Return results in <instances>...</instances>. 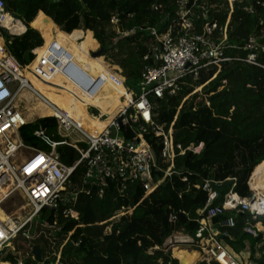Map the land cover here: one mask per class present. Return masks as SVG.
<instances>
[{"label":"trees","instance_id":"obj_1","mask_svg":"<svg viewBox=\"0 0 264 264\" xmlns=\"http://www.w3.org/2000/svg\"><path fill=\"white\" fill-rule=\"evenodd\" d=\"M2 1L6 11L21 22L14 24L11 32H25L18 37L0 29L8 53L22 66L31 63L35 59L33 51L44 44L40 31L33 26L39 17L49 35L41 56L56 44L91 79L107 78L111 92L124 89L116 84V78L107 70L101 57L94 59L88 56V50L95 47L75 30L93 33L99 48L104 50L102 56L105 61L121 69L125 87L133 91L141 85L145 68L158 65L152 55L157 41L151 29L164 34L171 27L176 34L180 28L177 15L179 0ZM187 8L191 11L188 17L193 24L189 34L204 32L202 11L205 8L209 10L212 24L226 27L223 52L231 59L223 62L220 68L203 69L196 79L185 77L173 95L165 94L162 98L150 95V101L154 122L168 126L177 116L175 142L184 146L203 143L201 152L177 157L174 164L182 170L180 174L174 175L147 197H144L141 182L122 189L121 181H109L100 197L97 185H83L84 166L81 163L68 188L69 192L76 194L69 207L78 219L63 217L64 207L59 210L43 208L41 218L33 223V227L25 226L3 250L4 262L179 264L165 247L166 239L175 230L169 221L171 213L177 216L188 234H194L199 227L197 220L202 218L198 210L203 209L208 200L209 193L201 189L205 180H213L212 190L218 193L213 205L222 204L232 186L240 197L250 195V176L257 166L264 163V0H235L229 19L228 0H187ZM113 16L118 17L117 24L110 22ZM214 32L219 36L218 29ZM123 33L128 34L124 36ZM251 38L255 39V45L249 49L246 47ZM252 54L256 64L246 61ZM146 56L148 59L144 60ZM60 60L69 61L66 57ZM30 79L41 93L46 89L45 83L49 82V97L71 112L81 124L85 122L82 113L86 112L83 106L87 105V98L96 94L101 86L94 92H86L76 81L60 72L49 76L48 80L35 75ZM64 84L79 90L82 100H69L72 89L64 88ZM197 88L201 90L190 95ZM92 114H97V110L93 109ZM57 126L52 117L39 118L22 127L21 137L27 146L48 150L49 147L34 134L43 129L53 141L61 142L63 138L58 135ZM147 140L156 152L160 151L152 135L147 136ZM57 152L67 165H73L80 158L79 153L67 145L58 146ZM195 185H200V188H195ZM130 209L131 214L109 221ZM44 219L51 227L55 225L61 230L42 227ZM218 221L212 220L215 225ZM258 222L264 225V216L253 219L249 213L239 214L234 227L220 228V231L221 238L236 255L247 252L253 264H264V230L257 232L256 236L243 232L246 228L255 231ZM25 231H29V239L23 236ZM34 246L42 249V262H37L31 254ZM53 253H60L59 260Z\"/></svg>","mask_w":264,"mask_h":264},{"label":"built area","instance_id":"obj_2","mask_svg":"<svg viewBox=\"0 0 264 264\" xmlns=\"http://www.w3.org/2000/svg\"><path fill=\"white\" fill-rule=\"evenodd\" d=\"M234 2L235 0H228V19L233 12ZM190 14L187 0H179L177 15L180 19V28L176 34H173L171 27L164 34H159L154 28L151 29V34L157 41L152 55L158 65L145 68L141 85L137 90L132 91L125 87V78L120 73H111L116 78V84L123 87L124 94L119 98L121 106L112 115L104 114L99 108L92 106L99 111L89 116L105 123V127L96 134L86 131L78 122L69 118L67 113L50 106L53 112L47 115L57 121V133L63 141H53L43 129L34 134L49 147L48 150L25 145L21 137V129L29 124V120L16 105V99L23 91L39 95L24 76L25 69L38 58L37 49L33 51L35 59L24 67L8 53L0 33V210L8 219L7 221L0 219V264H8L2 260L3 250L25 226L28 225L30 229L33 227V223L41 218L40 213L43 208L59 210L64 207L63 217L78 219L77 214L69 207L73 204L76 194L69 192L68 188L81 163L84 166L83 185H97L100 188V197L103 196L109 181L123 182L122 189L127 185L141 182L145 191L144 197H147L174 175L180 174L182 170L176 168L174 164L177 157L189 152L193 154L201 152L203 143L184 146L175 142L174 124L177 116L168 126L156 124L150 101V95L156 98H162L165 94L173 95L180 89L185 77L191 76L196 79L203 69L212 66L220 68L223 62L231 59L223 52L227 38L226 27L212 24L209 10L205 8L202 11V18L205 19L204 32L189 34L193 28L192 21L188 17ZM8 18L9 22H7ZM18 22L20 21L6 11L3 1L0 0V29L20 37L25 32L12 33L8 26V23L14 25ZM110 22L117 24L118 17L113 16ZM217 29L219 36L214 32ZM254 45L255 39L251 38L246 48L252 49ZM53 47L54 49L51 45L40 57L36 68L31 70L33 75L42 80H48L49 76L58 72L64 73L67 62L60 60L63 56L55 54L64 49L56 44H53ZM147 59V56L144 57V60ZM246 61L256 64L255 55H250ZM97 79L99 78L92 80ZM196 92L198 88L190 95ZM207 105L210 103L208 102ZM106 115L108 120L103 119ZM72 132L78 134L80 139L69 142L67 138ZM149 135L157 141L159 152H156L153 145L148 142ZM60 145L74 148L80 158L73 165L63 163L57 152V147ZM183 182H186V178H183ZM212 182L213 180H205L201 185V189L209 195L206 206L198 210L202 218L197 220L199 223L197 231L188 234L178 222L177 216L171 213L169 221L174 224L175 230L166 239L165 247L171 252L174 248L194 250L200 256L194 264L199 262L244 264L221 238L220 228L234 227L235 219L239 214L249 213L253 219L264 216V194L251 188L249 179L251 193L248 197H240L233 191L232 186L225 195L223 203L213 205L218 193L212 190ZM195 188H200V185H195ZM11 200L15 203L9 208L8 204ZM131 213L132 209L112 217L109 221ZM213 219L219 220L217 225L212 222ZM41 225L44 228L51 227L45 219ZM51 228L61 230V227L55 228V225ZM263 230L264 225L258 222L255 231L246 228L243 232L256 236L257 232ZM223 235L227 234L223 233ZM23 236L29 239V231H25ZM53 254L56 260H59L60 253Z\"/></svg>","mask_w":264,"mask_h":264},{"label":"bare ground","instance_id":"obj_3","mask_svg":"<svg viewBox=\"0 0 264 264\" xmlns=\"http://www.w3.org/2000/svg\"><path fill=\"white\" fill-rule=\"evenodd\" d=\"M7 22H9V18H8ZM8 26L10 28V31L13 30L14 25H11V23H8ZM60 73H63V72H60ZM24 76L29 82H31V79L29 77H27L25 74H24ZM107 84H108V79L105 78L103 80L101 86L97 89L96 94H93L87 98V105L97 106V108H99L102 113H104V114L108 113L109 115H112V113L116 112L117 109L121 106V103H119V98L122 94H124V90H120L117 92H111L109 90ZM45 86H46V89H45L44 93H41L34 88V90H36L39 93V95H36L33 92H29V91L21 92L20 95H23V94L28 95V93L34 94L33 95L34 98L32 96L31 101L33 100V102L35 104L30 106L29 113L32 114L34 111L46 108V109H44L45 114L46 115L52 114L53 110L50 106H53V107L57 108L58 110H60L61 112L67 113L69 118L74 119V121L78 122L82 128H84L86 131H88L92 134H96L97 132L102 130V128L105 127L102 124L98 123V121L95 120L94 118H91L90 116H89V118H90L89 119L87 112L82 113V118L84 119L85 122H84V124H81L74 117V115L71 112H68L66 109L60 108V105H57V106L52 105L47 99H45L43 97V96H47V94H48L47 88L49 87V82H46ZM64 88L70 89V90L72 89V87L69 84H64ZM71 91H72V93L69 96V100L72 98H77L78 100H82L81 92L79 90H73L72 89ZM54 102H56V101H54ZM16 105L18 108H20L22 113L25 115L24 108L21 107L18 103V97L16 99ZM42 112H43V110H42ZM45 114H42V115H45ZM250 184L252 185L251 188L257 190L260 194H264V163L260 164L259 166H257L255 168L252 175L250 176ZM1 211L2 210H0V213H1ZM0 219L3 221L8 220L7 215L4 217L0 216ZM172 255H173V257H175L179 260L180 264H194L200 258L198 255H195L193 252H187V251L179 249V248H174L172 251Z\"/></svg>","mask_w":264,"mask_h":264},{"label":"rangeland","instance_id":"obj_4","mask_svg":"<svg viewBox=\"0 0 264 264\" xmlns=\"http://www.w3.org/2000/svg\"><path fill=\"white\" fill-rule=\"evenodd\" d=\"M42 21H43V20L39 19V17H38V18L34 21V23H33L34 28L40 31V33H41V35H42V37H43V40H44V44H43V46H42L40 49H38L37 52H36V53L38 54V58L41 56V54H42V52H43V49H44V47H45V45H46V42H47L48 36H49V35L47 34V31L45 30V28L42 27V23H43ZM76 31H78V32H80V33L82 34V39H87V40H89L90 42H92V44H93L94 47H95V49H89V50H88V56H89L90 58H94V59L100 58L99 56H98V57H93V56H92L93 53H96L98 50H100L99 45L97 44L96 40H95V39L93 38V36H92V32H90V31H89V32H84V31H81V30H75L74 32H76ZM74 32H72L71 34H73ZM71 34H70V35H71ZM78 41H81V40H78ZM76 43H78V42H76ZM38 58H36V59H35L30 65H29V68H28V69H25L24 74H25L27 77L30 78V77L33 75V73H32L31 70L35 69V63H36V61H37ZM101 58L103 59L104 64L107 66L106 68H107V70H109L110 73H114V72H116V73H120V74L122 75V71H121V69H120L118 66H116V65H112V64H110L108 61H105V59H104L103 56H101ZM31 84H32V82H31ZM32 86H33V84H32ZM33 87H34V86H33ZM198 91H200V88H198ZM33 95H34L33 93H32V94H29V93H28V95L23 94V95L18 96V103H19V105H20L21 107L24 108L25 116H26L27 120H29V123H31V122H33V121L39 119V118H44V117H47V116L50 117V115H46L45 112H44V109H46V108H43V109H41V110L39 109V110H37V111H34L32 114L29 113V111H30V106L33 105V104H35V103L33 102V100L31 101V97H32ZM135 95H136V93H135ZM43 97H44L45 99H47L52 105H55V106L59 105V104H56V102H54V100H52V99L49 97V94H47V96H43ZM33 98H34V96H33ZM74 99L76 100L77 98H74ZM77 100H78V99H77ZM70 103H71V102H70ZM71 106H72L73 109H75V106H73V105H71ZM88 106H89V107H88ZM58 107H59V106H58ZM83 107H84V110H85L86 112L88 111V118H89V114L92 115L91 113H92V110H93V109L98 110L97 108H95V107H97V106L92 107V105H85V106H83ZM85 107H86V108H85ZM87 107H88V108H87ZM60 108L65 109L62 105H60ZM42 110H43V112H42ZM98 111H99V110H98ZM98 111H97V113H98ZM42 114H45V115H42ZM107 114H108V113H107ZM89 119H90V118H89ZM103 119H104V120H108V116H107V115L104 116ZM95 120H97L98 123L103 124V126H105L104 121H100V120H98V119H95ZM30 121H31V122H30ZM76 139H80V136H79L78 134L74 133V132H72V133L69 135V137L67 138V140H68L69 142H73V141L76 140ZM250 186L252 187L251 184H250ZM14 203H15L14 200H11V201L9 202V204H8V207L11 208V206H13ZM0 216H1V217H4V216H5L4 212L1 211ZM179 249H180V248H179ZM181 249H185V248H181ZM193 253H194V252H193ZM194 254L199 256L198 253H194ZM258 255H259V254H258ZM199 257H200V256H199ZM247 257H248L247 252L242 253V254L239 255V258L242 259V262H245V260L247 261V259H248ZM199 264H202V263L199 262Z\"/></svg>","mask_w":264,"mask_h":264},{"label":"water","instance_id":"obj_5","mask_svg":"<svg viewBox=\"0 0 264 264\" xmlns=\"http://www.w3.org/2000/svg\"><path fill=\"white\" fill-rule=\"evenodd\" d=\"M52 49H54L53 44H52ZM103 52H104V50L100 49L96 53H93L92 56L93 57H98V56L101 57ZM55 54H57L58 56L66 57L69 60L66 64L65 68H64V73L67 74L68 76H70V78H72L74 81H76L80 86H82L89 93L94 92L100 86V84H102V79L99 78L97 80H92L82 70H80L77 66H75V64H73L70 60L71 59L70 55L67 52H65L64 50H61L59 52H55ZM210 223H212V222H210ZM182 250H185L187 252L197 253L191 249H182ZM31 254L33 255L34 259L37 262H42L43 252H42L41 248H39L38 246H34L31 250ZM171 256L173 257L172 254H171ZM173 258L177 259L175 257H173ZM178 262H179V260H178ZM179 264H180V262H179Z\"/></svg>","mask_w":264,"mask_h":264},{"label":"crops","instance_id":"obj_6","mask_svg":"<svg viewBox=\"0 0 264 264\" xmlns=\"http://www.w3.org/2000/svg\"><path fill=\"white\" fill-rule=\"evenodd\" d=\"M40 13H42V12H40ZM82 31V30H81ZM86 32H89V31H86ZM91 32V31H90ZM92 36H93V33H92ZM86 108V107H85ZM103 125V124H102ZM6 216V215H5ZM231 249V248H230ZM232 250V249H231ZM233 252V251H232ZM234 253V252H233ZM245 253V252H244ZM171 254H172V252H171ZM235 254V253H234ZM248 254V253H247ZM236 255V254H235ZM236 257H237V259L241 262V263H244V264H253L252 263V261L250 260V259H247V261L245 260V262H242V259L241 258H239V256L238 255H236ZM248 257H249V254H248ZM247 257V258H248Z\"/></svg>","mask_w":264,"mask_h":264}]
</instances>
